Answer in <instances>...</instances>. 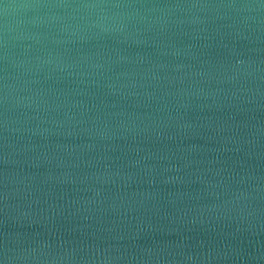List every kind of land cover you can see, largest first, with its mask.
Wrapping results in <instances>:
<instances>
[{
	"label": "water",
	"instance_id": "obj_1",
	"mask_svg": "<svg viewBox=\"0 0 264 264\" xmlns=\"http://www.w3.org/2000/svg\"><path fill=\"white\" fill-rule=\"evenodd\" d=\"M262 2L0 0V264H264Z\"/></svg>",
	"mask_w": 264,
	"mask_h": 264
},
{
	"label": "clouds",
	"instance_id": "obj_2",
	"mask_svg": "<svg viewBox=\"0 0 264 264\" xmlns=\"http://www.w3.org/2000/svg\"><path fill=\"white\" fill-rule=\"evenodd\" d=\"M121 6L122 5H119V4L107 5L104 3H93V4H83L82 5V7H84V8H100V9H103L106 7H121ZM7 7H9V6H5V10H7ZM260 7H264V2L261 3ZM11 259H13V257L8 256L7 252H6V261L4 262V264H6L7 260H11Z\"/></svg>",
	"mask_w": 264,
	"mask_h": 264
}]
</instances>
